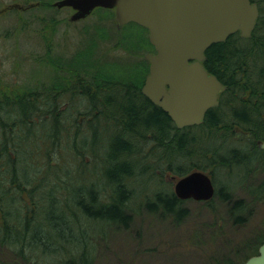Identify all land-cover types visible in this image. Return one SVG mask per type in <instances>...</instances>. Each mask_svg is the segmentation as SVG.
<instances>
[{
	"label": "trees",
	"instance_id": "16d2710c",
	"mask_svg": "<svg viewBox=\"0 0 264 264\" xmlns=\"http://www.w3.org/2000/svg\"><path fill=\"white\" fill-rule=\"evenodd\" d=\"M251 1L260 11L251 36L235 33L205 52V69L226 89L198 126L177 129L142 95V56L109 64L95 45L51 58L52 73L28 90L0 84V264H102L110 230L128 229L138 215L181 224L188 218L167 178L194 170L210 175L215 193L201 202L211 222L202 221L193 240L207 228L206 239L216 241L227 220L243 221L245 199L216 179L235 169L237 184H245L249 162L257 163L253 171L264 168L257 147L264 141V0ZM136 27L144 33L136 45L151 51L146 30ZM110 65L121 68L114 73ZM233 140L244 148H225ZM246 190L251 202L264 203V181ZM263 243L264 232L207 264H243Z\"/></svg>",
	"mask_w": 264,
	"mask_h": 264
},
{
	"label": "rangeland",
	"instance_id": "374dc122",
	"mask_svg": "<svg viewBox=\"0 0 264 264\" xmlns=\"http://www.w3.org/2000/svg\"><path fill=\"white\" fill-rule=\"evenodd\" d=\"M54 1L0 0V84L7 82L9 88L28 90L36 85L33 83L34 79L42 83L52 73L51 58L68 59L92 45H95L93 52L97 49L96 56L105 55V63L116 65H122L128 60L136 63L141 61L140 57L145 53L151 52L141 43L136 45L137 37L144 33L132 24L117 30L111 12L93 11L89 18L69 23L67 19L72 12L68 9H55L52 7ZM37 2L43 3L41 9L32 8L22 12L7 9L12 4ZM128 35L133 36L131 42ZM130 43L132 47L128 48ZM113 65L109 69L114 73L118 72L121 67ZM136 71L142 72L139 67H136ZM135 75L138 78L140 76L138 73ZM228 146L244 148L245 145L233 140L225 148ZM246 167L250 170L248 174H244L246 185L237 184L241 173L235 169L230 177H226L223 171L217 176V187L228 188L234 198H244L247 209L241 223L225 222L224 230H221L216 241L209 242L206 239L209 234L207 228L206 231L203 230L204 235L199 234V243L193 240L191 236L198 230L201 222L208 224L211 220L201 202L186 200L183 206L188 210L189 216L182 224L170 223L157 216L138 215L128 229L110 230L112 244L110 248L101 251L99 263L207 264L211 256L226 257L230 249L243 240L254 241L264 232V203L251 202L246 187L264 181V168L253 171L257 167L255 160ZM167 179L168 182L174 181L171 177ZM217 199L214 200L215 206L223 215L225 205ZM243 250V246L238 249Z\"/></svg>",
	"mask_w": 264,
	"mask_h": 264
},
{
	"label": "water",
	"instance_id": "95a60500",
	"mask_svg": "<svg viewBox=\"0 0 264 264\" xmlns=\"http://www.w3.org/2000/svg\"><path fill=\"white\" fill-rule=\"evenodd\" d=\"M53 5L71 7L70 21L85 18L97 7L114 8L117 27L133 22L147 29L155 52L144 55L149 68L141 93L177 129L202 124L226 89L204 68L206 50L237 32L249 38L259 17L251 0H57ZM257 147L264 150V141ZM173 188L180 200L208 201L215 191L211 177L200 170L182 176ZM243 264H264V243Z\"/></svg>",
	"mask_w": 264,
	"mask_h": 264
},
{
	"label": "flooded vegetation",
	"instance_id": "af4514ba",
	"mask_svg": "<svg viewBox=\"0 0 264 264\" xmlns=\"http://www.w3.org/2000/svg\"><path fill=\"white\" fill-rule=\"evenodd\" d=\"M69 11H71V9L68 8Z\"/></svg>",
	"mask_w": 264,
	"mask_h": 264
}]
</instances>
